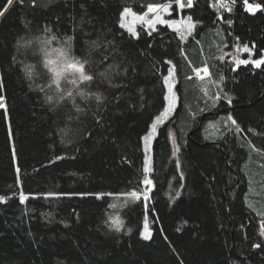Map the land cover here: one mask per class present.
<instances>
[{
	"label": "trees",
	"instance_id": "16d2710c",
	"mask_svg": "<svg viewBox=\"0 0 264 264\" xmlns=\"http://www.w3.org/2000/svg\"><path fill=\"white\" fill-rule=\"evenodd\" d=\"M175 2L16 0L0 16V264H264L249 196L264 183V64L216 61L235 44L264 58V0H247L254 15L245 0H193L179 12L194 25L185 42L167 26L120 27L125 7ZM69 36L96 79L57 88L44 63ZM170 65L177 106L152 141L150 198L137 200ZM205 66L220 85L210 95L192 78ZM229 116V129L211 128Z\"/></svg>",
	"mask_w": 264,
	"mask_h": 264
},
{
	"label": "snow or ice",
	"instance_id": "6c2138e0",
	"mask_svg": "<svg viewBox=\"0 0 264 264\" xmlns=\"http://www.w3.org/2000/svg\"><path fill=\"white\" fill-rule=\"evenodd\" d=\"M16 2V0H7V3L3 5V8L0 9V16L4 15V12L8 9L9 6H12L14 3ZM20 3L23 2V0H19ZM234 2V0H233ZM176 3L179 5V7L183 8L185 6L187 7H192L193 6V0H187V3L185 5V3L182 2V0H176ZM245 4L248 7L249 11H255L256 9L261 8L260 4H256L255 6L251 5V4H247V0H245ZM217 5L220 8H225L228 7L227 4L224 3V0H217ZM169 7L170 5L165 4V5H148L147 7V11L146 13H144L143 15H139L137 16L135 13H133L131 11V9L125 7L121 13H120V20L122 21L120 24V27H125V24L123 23V21L125 20V17L127 16H132L134 17L135 20H139L144 22L145 24H147L149 27H153L154 25L159 23V24H166L169 27H174L177 22L176 21H167L164 20L161 15L159 14L160 12H168L169 11ZM149 13L155 14L153 19H147V15ZM187 26L189 27V29H191L192 27H194V25L191 23V17H187ZM129 32H132L133 35H135V32H133V29L131 27L128 28ZM184 37L182 36L181 39H183ZM52 39H56V37H52ZM72 40L73 37L69 36L66 38V40L64 41L65 44V48L62 49H58L56 51H58L59 55H58V59L56 61H53L52 59H48L45 63H44V68L47 69V72H50L53 74V76L55 77V79L53 80V83L57 84V88L60 87L58 81L60 80L61 77H63L64 79H68V77H72V79L70 80V83H72L73 85H75L78 81L79 82H92L96 79V76L93 74H89L88 69H87V65L89 63V61L87 60H81L78 59L75 55H72ZM45 43H47V41H45ZM94 43V42H93ZM245 51H247V46H245ZM170 63V62H169ZM239 63L241 64H246L248 63V61L246 60H241L239 61ZM252 63L256 66V67H260L262 64H264V59H260V60H255L252 61ZM203 72L205 76L209 75V69L207 66H205L203 69L201 70H197V75H199L200 72ZM174 69H169V76H166L164 78L165 83H168L169 77L173 74ZM28 76L31 77V71H29ZM42 76L46 77L47 73L42 72L41 73ZM100 75H104V73H101ZM169 92H171V87L169 88ZM68 96H71L72 93L68 92L67 93ZM95 96V99L97 101H101L103 99L102 95L100 94H93ZM2 99V98H0ZM164 99L166 101L169 102V108H166L163 115L161 117L157 118V122H159L161 119H163V117H166L168 114V111L171 110V99L169 96H165ZM46 100L48 102L52 101V97L48 96L46 97ZM4 107L3 103H0V108ZM228 119H232L231 116L228 117ZM233 124L236 123L235 120L232 121ZM156 129V124L152 125V131L154 132ZM239 130V129H237ZM151 137V133H149V135H146L143 139L145 141V148L147 149L148 147V141L150 140ZM59 159V157H58ZM151 166H150V161L149 158L146 156L145 157V161H144V168H143V172H144V177H143V181L142 183L145 185V190L141 193L138 191H134L131 193V196L134 197L135 199L139 200L141 195L143 197L144 201H147L150 197L148 195V193L152 190L151 186L153 184V181L149 178V173L151 172ZM51 195V194H49ZM26 199V197L24 196V194H21L20 196V200L21 202H23ZM141 235L145 238L148 239V234H147V230H145V232L141 233ZM261 235L264 236V230L261 231ZM260 244H254L253 247L254 248H258L260 247Z\"/></svg>",
	"mask_w": 264,
	"mask_h": 264
},
{
	"label": "rangeland",
	"instance_id": "374dc122",
	"mask_svg": "<svg viewBox=\"0 0 264 264\" xmlns=\"http://www.w3.org/2000/svg\"><path fill=\"white\" fill-rule=\"evenodd\" d=\"M182 2L185 3V5H186L187 0H182ZM168 5H170L169 11L168 12H160L159 14L161 15V17L164 20H167V21H176L177 24L174 27H169L166 24H159V23H157V24L154 25V28H153V27H149L147 24H145L142 21L135 20L134 17H132V16H127V17H125V20L123 21V23L125 24V27H123V29L125 31H127L128 33L132 34V32H129L128 31V28L129 27H131L133 29V32H135V30L139 26L140 27L143 26L147 30H154L157 26H167L169 29L177 32L179 34V36H180V39L183 36L184 38L181 39V40H182V42H185L186 39L189 36H191V34L193 32V27L191 29H189V27L187 26V24H188L187 19L185 17H181L179 15V12H181L182 10H185L188 7L185 6V7L181 8V7H179V5L176 2L173 5H171V4H168ZM251 5H253V4H251ZM253 6H255V5H253ZM228 10H230V9H228ZM245 11L248 14H250V15H254L257 11H259V9H256L255 11H249L247 5H245ZM154 15L155 14L149 13L146 18L147 19H153L154 18ZM121 22L122 21L120 20V23ZM135 35H136V33H135ZM135 35H133V36H135ZM226 47L227 46H225V48ZM244 49H245V46L243 47V46H241L239 44H235L234 46L232 45L231 46V49L229 51L221 52L218 55L220 57L218 59H216L217 64L222 65V64L228 63V64L231 65V68L230 69L233 70V71L234 70H237L239 67H245L247 65H249V66H251L253 68H257L252 63V61H255V59H254V57H255L254 50L251 51L250 49L247 48V51H245ZM58 55H59V53H57L56 55L54 54L50 59H52L53 61H56L58 59ZM241 60H246V61H248V63L241 64V63H239V61H241ZM169 69H174V67L172 65H170ZM201 69H203V68H201ZM209 73H210V71H209ZM167 76H169V72H168ZM192 76H193L192 78H195L196 80H198V82H196V84H201V86L204 88L205 91H209L210 88L216 90V88L220 87L219 82H214L212 80L210 74L207 75V76H205L204 73L201 71L199 73V75H197V70H194L193 73H192ZM71 79H72V77H68V80H71ZM163 82H164V85H165L166 96H169L170 99H171V102H172L171 103V110L168 111L167 116L166 117H163V119H161L159 122H157V119L154 121L153 124H156V129L153 132L152 131V126H151V128H150V130H149V132L147 134V135H149V133H151V137H150V140L148 141V147H147V149L145 148V141H144V139L142 140V147H143V153H144V161H145V157L147 156L149 158L150 163H151V145H152V141H153V139H154V137H155V135L157 133V129L162 124H164L168 119H170V117L172 116V114H173V112H174V110H175V108L177 106V100H176L177 98H176L175 88H174L175 85H176V74H175V71L169 77L168 83H165V80H163ZM202 82L205 83V84H202ZM170 87H171V92H169V88ZM210 93H211V91H209L208 95H210ZM214 93H216V92L214 91ZM205 101H207V100H205ZM212 101L213 100H211V102ZM166 108H169V102L168 101H166ZM227 119H228V117L225 118V123H224V125L222 127H219V126L214 127V126H212L211 128L215 129L217 131V133L218 132L221 133L222 129H224V128H225V130L226 129H229L230 128V125L233 126V123H232V119L231 120L228 119V122H227ZM211 128H210V130H211ZM252 152H254V150ZM255 167L256 168H261L262 166L261 165H257V166L254 165L253 168H255ZM143 186H144V190H145V185L143 184ZM263 187H264V183L257 184L255 186V189L256 188L262 189ZM255 189H254V191H256ZM248 192H250V191L248 190L247 191V194H249ZM253 192H251L249 194V196L254 195V197L252 198L253 202L255 204H257V206L260 205V210L261 211L263 210L262 213H256V212H254V214L257 215V216H259L261 219L264 220V197H259V196L255 195L257 193H253ZM247 194H246V200L248 199ZM149 228H150L149 227V223H148L147 219H145V224H143V231L141 233H143V232H145V230H147L148 237H150V232H148L149 231ZM140 237L143 240H147L141 234H140Z\"/></svg>",
	"mask_w": 264,
	"mask_h": 264
},
{
	"label": "bare ground",
	"instance_id": "6f19581e",
	"mask_svg": "<svg viewBox=\"0 0 264 264\" xmlns=\"http://www.w3.org/2000/svg\"><path fill=\"white\" fill-rule=\"evenodd\" d=\"M152 18V17H151Z\"/></svg>",
	"mask_w": 264,
	"mask_h": 264
}]
</instances>
